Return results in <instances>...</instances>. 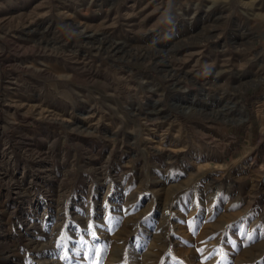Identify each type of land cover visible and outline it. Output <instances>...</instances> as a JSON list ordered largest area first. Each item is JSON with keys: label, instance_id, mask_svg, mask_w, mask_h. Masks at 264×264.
Returning a JSON list of instances; mask_svg holds the SVG:
<instances>
[{"label": "rangeland", "instance_id": "1", "mask_svg": "<svg viewBox=\"0 0 264 264\" xmlns=\"http://www.w3.org/2000/svg\"><path fill=\"white\" fill-rule=\"evenodd\" d=\"M0 264H264V0H0Z\"/></svg>", "mask_w": 264, "mask_h": 264}, {"label": "bare ground", "instance_id": "2", "mask_svg": "<svg viewBox=\"0 0 264 264\" xmlns=\"http://www.w3.org/2000/svg\"><path fill=\"white\" fill-rule=\"evenodd\" d=\"M41 35V34H40ZM113 46V45H112ZM114 48V47H113ZM152 112V111H151Z\"/></svg>", "mask_w": 264, "mask_h": 264}]
</instances>
